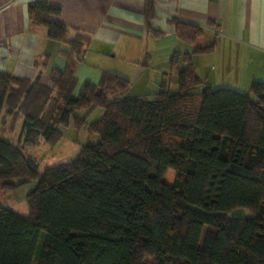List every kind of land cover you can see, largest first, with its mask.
I'll return each instance as SVG.
<instances>
[{"label":"trees","instance_id":"16d2710c","mask_svg":"<svg viewBox=\"0 0 264 264\" xmlns=\"http://www.w3.org/2000/svg\"><path fill=\"white\" fill-rule=\"evenodd\" d=\"M59 14L50 0L29 5L32 21L69 45L66 66L54 67L48 84L0 70V121L13 115L14 128L23 116L25 144L55 145L71 124L100 141L40 172L0 138V189L36 182L28 215L0 206V264H150L146 256L153 264H264V81L247 92L203 85L193 56L215 44L198 45L204 29L174 19L178 38L193 46L170 55L177 90L165 72L152 95L129 96L128 78L103 71L76 93L90 37L70 38ZM154 15L148 1V26ZM97 107L102 116L88 122ZM239 207L252 215L223 214Z\"/></svg>","mask_w":264,"mask_h":264},{"label":"crops","instance_id":"0c3cea01","mask_svg":"<svg viewBox=\"0 0 264 264\" xmlns=\"http://www.w3.org/2000/svg\"><path fill=\"white\" fill-rule=\"evenodd\" d=\"M33 1L0 0V70L48 84L51 70L66 66L63 49L70 47L50 38L43 25L32 21L29 5ZM148 1L153 3L155 14L150 26L145 17ZM50 2L60 7V14L54 18L69 28L70 38L77 32L90 37L83 59L76 63V93L85 82L98 83L103 71L124 76L131 84L133 81L130 90L139 84L141 89L129 96L156 92L165 72L178 75L176 69L171 70L172 52L193 49L178 38L174 19L203 28L204 34L198 39L201 46L215 44L213 51L193 56L203 85L246 91L252 80L264 81V0ZM200 67L207 72L203 76ZM151 76L152 86L136 81ZM8 116L12 124L13 115L4 114L2 120Z\"/></svg>","mask_w":264,"mask_h":264},{"label":"rangeland","instance_id":"374dc122","mask_svg":"<svg viewBox=\"0 0 264 264\" xmlns=\"http://www.w3.org/2000/svg\"><path fill=\"white\" fill-rule=\"evenodd\" d=\"M201 40H198V45H201ZM192 48L191 46H189ZM170 62V61H169ZM202 76L207 72L200 67ZM170 76V86L172 90H177L178 85V75L177 73ZM162 75H160L161 77ZM150 78V79H149ZM153 76L147 79L136 80L137 83L145 82L146 85H153ZM162 78V77H161ZM160 78V79H161ZM133 85V81L131 86ZM141 89L139 84L136 88L129 89L127 95L134 94V90ZM244 90V89H243ZM248 90L244 91L247 92ZM76 92V89H75ZM152 95V94H151ZM85 113L84 109L77 111L78 116H83ZM103 114V108L97 107L92 110L87 117L88 122L98 120ZM9 117V116H8ZM12 117L8 120L0 122V138H3L14 145L20 146L25 155L35 158L39 165V171L43 172L46 168L65 164L71 162L77 158L81 151L83 144H95L100 141L99 134H92L86 131L85 128L78 129L73 124L68 127H61L62 135L59 141L52 145L46 142L44 139H40L36 144H25L22 138V128H23V116H19L15 122V126L11 129ZM175 172L171 169L166 174L164 180L168 183H172L174 180ZM20 179H16L19 182ZM36 186V182L24 183L19 187L15 188H1L0 189V206L7 207L20 212L21 214H29V205L27 200V194L33 190ZM224 215L230 217H245L252 215V212L248 208L239 207L231 210L230 212H223ZM143 262L153 264V258L146 256L143 258Z\"/></svg>","mask_w":264,"mask_h":264}]
</instances>
